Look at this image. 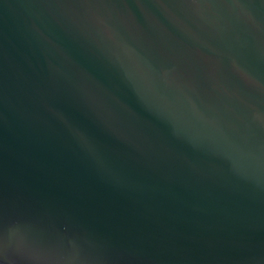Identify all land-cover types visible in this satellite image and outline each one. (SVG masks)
Segmentation results:
<instances>
[{
    "label": "water",
    "instance_id": "95a60500",
    "mask_svg": "<svg viewBox=\"0 0 264 264\" xmlns=\"http://www.w3.org/2000/svg\"><path fill=\"white\" fill-rule=\"evenodd\" d=\"M0 264H264V0H0Z\"/></svg>",
    "mask_w": 264,
    "mask_h": 264
}]
</instances>
